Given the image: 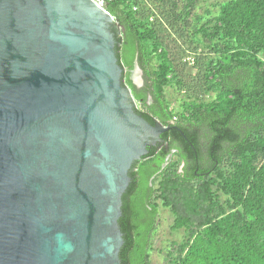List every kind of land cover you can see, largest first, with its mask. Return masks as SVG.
Instances as JSON below:
<instances>
[{"label": "water", "instance_id": "water-1", "mask_svg": "<svg viewBox=\"0 0 264 264\" xmlns=\"http://www.w3.org/2000/svg\"><path fill=\"white\" fill-rule=\"evenodd\" d=\"M115 26L95 0H0V264H122L129 171L171 125L137 112Z\"/></svg>", "mask_w": 264, "mask_h": 264}, {"label": "trees", "instance_id": "trees-1", "mask_svg": "<svg viewBox=\"0 0 264 264\" xmlns=\"http://www.w3.org/2000/svg\"><path fill=\"white\" fill-rule=\"evenodd\" d=\"M157 1L106 5L117 22L123 83L142 106L137 112L152 124L171 125L163 142L149 147L129 171L119 219L121 262L150 264L161 200L175 216L173 228L185 227L190 234L178 246L174 264H264V0H225L213 23L197 29L200 41L215 52L206 59L216 89L209 90L215 91L210 100L185 101L179 114L166 96L171 62L159 37L164 20L152 7ZM200 1L185 0L181 8L172 0L171 13L162 16L184 20ZM136 62L141 86L131 77ZM225 162L231 169H223Z\"/></svg>", "mask_w": 264, "mask_h": 264}, {"label": "rangeland", "instance_id": "rangeland-1", "mask_svg": "<svg viewBox=\"0 0 264 264\" xmlns=\"http://www.w3.org/2000/svg\"><path fill=\"white\" fill-rule=\"evenodd\" d=\"M159 1L154 2L152 7L155 9L156 17L161 19V16L164 20L159 37L164 41L162 49L168 50L171 62L167 74V80L170 82L166 87V96L170 108L174 113H178L188 99L198 97L210 100L214 95L215 91L209 90L216 89L215 78L211 75V63L206 57L208 55L212 57L215 52L209 43L200 41L197 29L202 24L213 23L214 12L225 0H201L195 7H188L190 13H184L186 15L184 20L170 15L163 17L162 14L171 13L172 0H167V3ZM178 1L179 7H184L185 0ZM131 77L137 84L140 83L143 80L142 70L135 69ZM136 102L138 104L136 108L141 109V104L137 100ZM182 166L183 164L179 166V171H182ZM223 169H231L230 163L225 162ZM157 178L154 182L155 188ZM219 195L223 201L227 199L222 192H219ZM156 202L159 204V220L152 241L150 264H174L179 253L178 246L189 238V230L185 227L174 229L175 216L170 207L164 206L161 200Z\"/></svg>", "mask_w": 264, "mask_h": 264}, {"label": "built area", "instance_id": "built-area-1", "mask_svg": "<svg viewBox=\"0 0 264 264\" xmlns=\"http://www.w3.org/2000/svg\"><path fill=\"white\" fill-rule=\"evenodd\" d=\"M100 6L106 8L108 1H115V0H95ZM134 9H136V6H134ZM137 102H135V107H137ZM177 120V116L175 115L172 119V122H175Z\"/></svg>", "mask_w": 264, "mask_h": 264}, {"label": "flooded vegetation", "instance_id": "flooded-vegetation-1", "mask_svg": "<svg viewBox=\"0 0 264 264\" xmlns=\"http://www.w3.org/2000/svg\"><path fill=\"white\" fill-rule=\"evenodd\" d=\"M134 81V80H133ZM138 85V84H137ZM139 86V85H138ZM141 86V85H140ZM164 165H165V163H164Z\"/></svg>", "mask_w": 264, "mask_h": 264}]
</instances>
